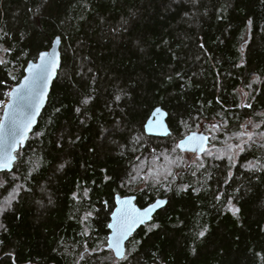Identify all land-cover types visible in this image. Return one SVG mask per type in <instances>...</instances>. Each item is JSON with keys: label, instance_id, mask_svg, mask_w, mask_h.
<instances>
[{"label": "trees", "instance_id": "1", "mask_svg": "<svg viewBox=\"0 0 264 264\" xmlns=\"http://www.w3.org/2000/svg\"><path fill=\"white\" fill-rule=\"evenodd\" d=\"M58 35L62 67L48 104L13 171L0 172L6 181L0 206L16 193L0 212V264H113L117 258L103 242L117 194L136 195L141 207L169 198L150 222L158 227L144 225L131 237L128 264H264V170L245 167L257 158L264 162V149L240 153L231 168L227 160L209 158L196 177L192 162L181 164L173 168L179 178L164 187L143 180L153 149L155 155L167 150L170 159L187 154H171L189 130L181 121L196 131L197 123L223 116L235 132L249 117L259 120L264 0H0V44L12 49L0 52L10 61L0 65V100L21 81L27 61L49 50ZM257 75L261 81L246 88ZM85 96L92 97L86 106ZM157 107L168 112V137L145 131ZM138 166L144 171L129 187ZM218 191L227 193L219 201ZM229 196L240 209L236 215L226 206ZM88 211L93 215L82 223Z\"/></svg>", "mask_w": 264, "mask_h": 264}, {"label": "snow or ice", "instance_id": "2", "mask_svg": "<svg viewBox=\"0 0 264 264\" xmlns=\"http://www.w3.org/2000/svg\"><path fill=\"white\" fill-rule=\"evenodd\" d=\"M198 0H193V3H197ZM46 3V0H45ZM87 8V4L84 5ZM33 11V9H29ZM42 11V5L38 6L34 15H39ZM83 18V17H81ZM252 25V20H248V27ZM7 36V33H5ZM3 39V37H0ZM62 37L56 36L52 42L54 45L61 43ZM203 47V45H201ZM11 48H5L0 44V52L10 54ZM10 61L6 60L3 56H0V65H8ZM61 56L55 49L53 51H40L33 60L27 61L25 71L27 75L23 76L22 81H18L16 86L11 87L9 91L4 93L8 99L0 100V109H2V115H0V171H10L14 163L21 157L22 152L18 149H22L24 141L28 139V133L32 129V125L35 122V117L39 112L40 107L46 98L47 86L51 79L57 74V69L61 67ZM13 80H16V76L11 72L8 73ZM179 75V73H177ZM171 79V77H169ZM261 81V76L257 75L254 77L251 83L245 84L246 88H251L252 84ZM5 81L0 80V84ZM238 92L245 98L250 96V93L245 92L243 89H238ZM91 96H85L81 104L88 105L91 101ZM121 95H116L115 100L119 101ZM218 103H222L217 98ZM211 103V101L209 102ZM245 108H252L251 103H245L241 105ZM59 111V109H57ZM81 108H77L76 112L81 113ZM158 114H161V109L157 107L152 113V117L155 118ZM220 115V114H218ZM259 120H255L249 117L243 123L237 125L238 130L230 132V125L221 116L220 120L209 121L207 126L203 123L196 124V131H192L187 121H181L186 128L188 133L179 139L175 143L174 147L171 148V154L179 152H191L196 159L192 162V166L196 168V171H192L193 177L197 176V171L200 169L206 170V160L211 158L213 160H227L228 167H234V161L240 153L247 151L250 148L264 149V112L256 113ZM198 120V117L192 118ZM153 125V119H150L148 124L144 127L147 131L151 132ZM162 126V125H161ZM163 127V126H162ZM224 133L225 139L222 142L218 141L217 133ZM165 134H168L165 130ZM36 135H43V133H36ZM79 139V137H77ZM133 142L139 144L140 137H133ZM221 143V147H217V143ZM153 151L152 166L147 169L143 180L148 187L159 186L164 187L166 181L170 178H179L180 174L173 171V168L181 167V157H175L170 159V154L165 150L164 153L155 155V149ZM163 158L164 164L160 165L157 162ZM137 161H140V157H136ZM143 163V162H142ZM39 167V163H35L32 171H35ZM64 164L60 165L63 168ZM185 167H188L186 165ZM245 167L249 171H260L264 170V162L262 158H257L254 161H248ZM164 171L161 173L160 169ZM144 171L142 166H138L137 176H129L127 185L131 187L133 179L138 178L139 172ZM31 174V173H29ZM231 173H229V178ZM15 179V177H13ZM227 182V181H226ZM6 181H0V187L4 186ZM124 186L123 184L121 185ZM193 187L191 184L185 185L182 190H187ZM20 186L17 185V189ZM194 191H199L197 188H193ZM238 192L239 189H236ZM84 194L87 195V189L84 190ZM225 192H217L215 199L221 200L222 197L226 196ZM76 198V193L73 194ZM16 199V193H10L9 197L6 198L5 204L0 206V212L6 210L7 207L11 206V202ZM136 199L135 196L116 197V204L113 210H111V222L107 224V228L110 229V233L103 242L107 249L112 250L115 253L117 260L113 261V264H128L129 256L131 251L125 248V241L129 240L134 229L144 224L147 226L148 231L158 227L156 224H150L152 219L151 214L158 208L163 207L167 201L162 199H156L154 202L149 203L146 207H136L133 201ZM107 205V202H105ZM226 206L233 215L239 213L240 209L236 208L232 204V198L229 196L226 200ZM98 211V210H97ZM93 215L92 211L85 212L81 222L87 223L88 219ZM0 225V228H3ZM6 230V229H5ZM207 232V228L204 227L198 232V238L204 237ZM131 242V241H130ZM2 243V241H0ZM138 244V241H135ZM86 248V246H85ZM87 250V248H86ZM134 250V249H133ZM92 251H96L93 249ZM80 259L83 260V253L80 255ZM78 264V262H77Z\"/></svg>", "mask_w": 264, "mask_h": 264}, {"label": "water", "instance_id": "3", "mask_svg": "<svg viewBox=\"0 0 264 264\" xmlns=\"http://www.w3.org/2000/svg\"><path fill=\"white\" fill-rule=\"evenodd\" d=\"M54 40H55V39H54ZM61 44H62V42H61L60 44H58V45H54V44L52 43L51 48H50L49 50H47V51L51 52V51H53V49H55V51H57V52L59 53V55L61 56V60H62ZM61 67H62V63H61ZM61 67L57 69V74H56V75L51 79V81L48 83V86H47V92H46V98H45V100H44V102H43V105L40 107L38 114H37L36 117H35V122H34L33 125H32V129H31V131L28 133V139L24 141L23 148H25V146H26V144H27V142H28V140H29L31 134L33 133L34 129L37 127V125H38V123H39V120H40V118H41V116H42V114H43V111L45 110V108H46V106H47V104H48L49 96H50V93H51V90H52V86H53V84H54V81L58 78V75H59V72H60V70H61ZM25 75H27V72H26V71H25ZM22 80H23V78L21 79V81H22ZM15 86H16V85H15ZM159 108L161 109V114H158L155 118H153V117H152V114H151V116L149 117V119H148L147 122H146V124H148L149 120H150V119H153V125H152V130H151V132L147 131L146 129H145V131H146V133H147L148 135H151V136H154V137H162V138H164V137H168V136L171 134V129H170L169 124H168V121H167V119H168V112H167L166 110H164L162 107H159ZM155 109H156V108H155ZM155 109H154V110H155ZM153 112H154V111H153ZM153 112H152V113H153ZM146 124H145V125H146ZM161 125H162L163 127H162ZM165 130L167 131L168 134H165ZM20 150H21V149H18V151H20ZM187 153H191V152H187ZM15 163H16V162H15ZM15 163H14V165H13V167H12V169H11L10 171H0V172H11V171H13L14 166H15ZM117 196L125 197V196H122V195H120V194H117V195L115 196V204H116V197H117ZM126 196H135L136 199L133 201V204H134L136 207H140V208H142L141 206H139V205L137 204V196H136V195H126ZM157 199L166 200L167 203H166L163 207L156 209V210L151 214V216H152L151 221L153 220L154 216H155L159 211H161L162 209H164V208L168 205V203H169V198L159 197V198H157ZM153 202H154V201H153ZM145 207H146V206H145ZM151 221H150V222H151ZM110 222H111V220H110ZM150 222H149V223H150ZM142 226H144V224H140V225H138V226L134 229V231L132 232L131 236L129 237V240H128V241H125V248H126V249H127V244H128V242L130 241L131 237H132V236H133V235H134V234H135V233H136V232H137ZM109 231H111V230L109 229ZM114 255H115V253H114ZM117 259H118V258H117Z\"/></svg>", "mask_w": 264, "mask_h": 264}, {"label": "rangeland", "instance_id": "4", "mask_svg": "<svg viewBox=\"0 0 264 264\" xmlns=\"http://www.w3.org/2000/svg\"><path fill=\"white\" fill-rule=\"evenodd\" d=\"M217 135H218V133H217ZM224 139H222V140H220V142H222ZM217 147L219 148V147H221V143H217ZM187 153V152H186ZM240 155V154H239ZM181 158H182V160H181V164H186V163H190V162H193L195 159H196V157L192 154V153H187V154H185V155H181L180 156ZM238 158V157H237ZM236 158V159H237ZM161 173H163V171H164V169L163 168H161Z\"/></svg>", "mask_w": 264, "mask_h": 264}]
</instances>
